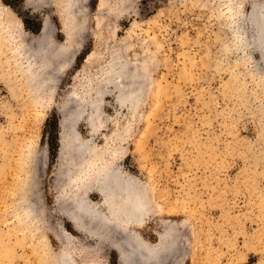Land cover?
Here are the masks:
<instances>
[{
    "label": "rangeland",
    "instance_id": "1",
    "mask_svg": "<svg viewBox=\"0 0 264 264\" xmlns=\"http://www.w3.org/2000/svg\"><path fill=\"white\" fill-rule=\"evenodd\" d=\"M255 3L0 0V264H120L95 182L108 167L150 204L130 228L168 237L150 264H264ZM79 196L107 219L76 228Z\"/></svg>",
    "mask_w": 264,
    "mask_h": 264
},
{
    "label": "bare ground",
    "instance_id": "2",
    "mask_svg": "<svg viewBox=\"0 0 264 264\" xmlns=\"http://www.w3.org/2000/svg\"><path fill=\"white\" fill-rule=\"evenodd\" d=\"M251 20L256 25L257 31H258V34L256 37V42H257V44H259V46H261L262 51L264 53V5H262L261 3L260 4L259 3L253 4V11L251 13ZM44 30L45 29L43 28V31ZM11 33H13V32L11 31ZM12 37H15V36L12 35ZM25 52L29 53L28 50H26ZM42 55H43V53L40 56H42ZM46 59H47V57H46ZM34 64H37V63H34ZM32 65H33V63H31L27 68L31 74L35 70L32 67ZM124 65L119 69L118 73L116 74L120 80L119 82H121V80L123 78H126L124 76L126 74V70H127L126 67L127 66L125 67ZM37 71L38 70H36V72ZM131 73L133 75V72H131ZM127 76H128V74H127ZM131 77H133V76H131ZM134 77H135L134 79L132 78L133 79L132 82H130L131 84L130 83L127 84L128 88L130 90H129L128 96H126L122 99L123 103H129L130 101H133L134 98H136V96H139L138 93L140 91L138 89H139V86H141V85L139 84V80H137L138 78L136 76H134ZM122 83H123V81H122ZM119 84H117V85H119ZM137 86H138V88H137ZM125 89H123L122 91L120 90L119 95L121 93H124ZM105 170L106 171H105V174L103 176H99V175H101V173H99V174L97 173L98 177L96 178L95 182L101 183L102 189H99V191H100L101 195L103 196L104 202L109 207V213L111 215L110 216L111 219L108 217L109 219L107 221H110V223H112L111 225H113L115 227V229L120 228L123 230L122 232H124V235H121V236H124V240H122V239H120V237H118L120 240L118 239V241H113V245H114V247H115V249L119 255L120 264H150V263H156V262H160V261L164 262V260H160V255H162L163 251H165V252L167 251V248H168V245H167L168 244L167 243L168 237H167V235H164L165 237L163 238V242H164V243L162 242L163 244H161L160 246L155 245L152 248L151 245H148L147 242H145L139 235H137L136 232H134L130 228L131 223L132 224L138 223L141 214H143V216H145L144 213L148 214L150 212L148 210L150 204L148 205V207H146V209L142 207L143 205L140 206V204H143L144 201H146L145 200L146 197L144 198V195H143L145 193L142 192L143 194H140L142 189L139 188V184H140L139 181L133 176H130V175L124 176L123 174L120 173V171L118 169H115V168L112 169V168L108 167ZM87 186L90 187V185L85 184V187H87ZM143 191H144V189H143ZM141 195H143L144 199L141 198ZM142 200H143V203H142ZM87 202L88 201L87 200L85 201L82 196L77 197L76 201L74 203L75 204V208L73 209L74 211L70 213L71 221L73 222L74 226L76 228H78L79 230H90L91 226H89L88 220L91 222H93V221L95 222V220H98V219L99 220H103V219L106 220L107 219L105 217L106 214L102 213L101 211L96 209L93 205L88 204ZM148 202H147V204H148ZM147 204H145V206ZM101 224L103 225L104 221ZM100 226L101 225H99V227ZM100 228L103 229V232H106L104 229H106L108 227H100ZM117 235L120 236L119 234H117ZM170 235H171V233H168V236H170ZM121 242L122 243L125 242V244H120ZM65 256H66V254H65ZM61 258H63V260L61 261V262H63L65 259L64 255H62ZM66 259H68V258L66 257ZM65 262L69 263L71 261L65 260ZM73 262H72V264H73ZM75 264H77V263H75Z\"/></svg>",
    "mask_w": 264,
    "mask_h": 264
},
{
    "label": "water",
    "instance_id": "3",
    "mask_svg": "<svg viewBox=\"0 0 264 264\" xmlns=\"http://www.w3.org/2000/svg\"><path fill=\"white\" fill-rule=\"evenodd\" d=\"M262 5H264V3H261Z\"/></svg>",
    "mask_w": 264,
    "mask_h": 264
}]
</instances>
